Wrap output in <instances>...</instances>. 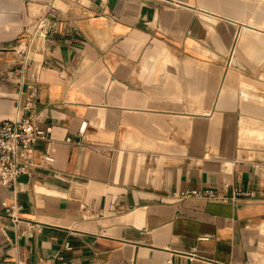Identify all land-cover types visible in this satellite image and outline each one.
Segmentation results:
<instances>
[{
    "label": "crops",
    "instance_id": "0c3cea01",
    "mask_svg": "<svg viewBox=\"0 0 264 264\" xmlns=\"http://www.w3.org/2000/svg\"><path fill=\"white\" fill-rule=\"evenodd\" d=\"M52 2L29 109L12 47ZM31 110L0 264H264V0H0V120Z\"/></svg>",
    "mask_w": 264,
    "mask_h": 264
},
{
    "label": "built area",
    "instance_id": "2783aa9c",
    "mask_svg": "<svg viewBox=\"0 0 264 264\" xmlns=\"http://www.w3.org/2000/svg\"><path fill=\"white\" fill-rule=\"evenodd\" d=\"M54 3L52 2L48 8L35 15L27 28L24 36L16 42L12 50L15 54V68L10 70L9 77L19 85L26 83L30 88L29 103L27 108L31 109L34 103L36 93V80L34 76L28 78V71L33 67L31 53L39 40L50 39L57 31L60 18L52 14ZM87 128V122H83L79 135L84 134ZM52 126L42 127L38 116L31 110L27 116L14 119L0 120V184L11 189L13 199L5 206L7 215L14 221L21 220L20 210L22 204L16 199L15 193L20 188L19 178L26 174H31L36 166L35 150L40 141L49 140ZM66 141H71L66 138ZM206 157L210 156V151L205 153ZM43 160L48 163L54 161L51 154H44ZM189 192H182V195ZM193 194L204 195L208 198H215V193L211 189L205 191L195 190ZM31 228L22 232L23 234H31ZM64 249H71L72 245L69 241L64 243ZM167 264H175L169 260Z\"/></svg>",
    "mask_w": 264,
    "mask_h": 264
}]
</instances>
